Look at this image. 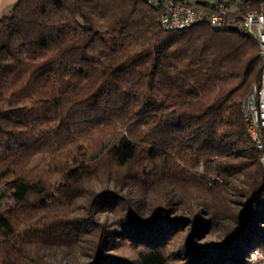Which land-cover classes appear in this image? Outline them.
Returning <instances> with one entry per match:
<instances>
[{"label": "trees", "instance_id": "16d2710c", "mask_svg": "<svg viewBox=\"0 0 264 264\" xmlns=\"http://www.w3.org/2000/svg\"><path fill=\"white\" fill-rule=\"evenodd\" d=\"M162 8L18 0L0 16V264H50L38 246L78 247L87 264H253L248 253L264 255V166L242 110L261 80L258 45L231 25L165 31ZM236 174L246 177L238 210L223 199L212 209L225 228L220 244H196L200 224L160 208L137 220L118 191L91 185L100 175L146 193L167 185L214 193ZM214 175L222 184L210 185ZM120 204L118 234L97 214L117 215ZM186 226L184 248L172 254L170 233ZM116 235L136 263L107 258Z\"/></svg>", "mask_w": 264, "mask_h": 264}, {"label": "rangeland", "instance_id": "374dc122", "mask_svg": "<svg viewBox=\"0 0 264 264\" xmlns=\"http://www.w3.org/2000/svg\"><path fill=\"white\" fill-rule=\"evenodd\" d=\"M258 8V7H257ZM246 12V11H245ZM244 10H237L234 17H238L240 14L245 13ZM232 15V18H234ZM247 96V95H246ZM245 100V99H244ZM200 170V169H199ZM246 177L242 174H236L228 180V183H223L221 191L214 193H207L199 188L191 187L184 188L176 185H167L163 188H159L153 192L146 193L141 189L136 188L130 181H125L124 185L119 186L113 178H105L100 175L94 176L91 181L92 188L96 192H101L105 188H109L113 191H118L127 203H130L133 208V213L137 220L143 222L152 220L156 215L157 208L159 215L164 214L168 218H193L201 226L196 231V244H220L225 235L224 224L218 221L217 218L212 216L213 208L217 204L218 200H225L228 206L233 210H238L237 201L241 200L242 189L245 188ZM222 180L218 183L222 184ZM8 189L11 188L9 185ZM11 193L12 189H9L6 199H2L4 209L7 205L12 204ZM243 200V199H242ZM86 203V199L80 201L83 205ZM118 214L115 215L111 210H103L97 214V220L99 223L105 225L110 232L120 233L121 226L118 222L120 216L127 211V206L119 205L117 208ZM190 226V225H189ZM190 233V227L186 226L179 232L170 233L171 239L169 241V252L179 253L184 248V243ZM84 246H88L84 244ZM35 253L38 257L42 258V261L50 264H87L89 259L81 254L79 248H58L38 246L35 249ZM249 258L252 259L250 253ZM261 254V253H260ZM107 258H114L120 260H126L130 263H136V254L133 248L128 244L126 239L118 237V235L112 238V248L106 254ZM264 258V255L261 254ZM253 260V264H264L263 260ZM177 264L183 261L177 260ZM256 262V263H255ZM107 264V263H103Z\"/></svg>", "mask_w": 264, "mask_h": 264}, {"label": "built area", "instance_id": "2783aa9c", "mask_svg": "<svg viewBox=\"0 0 264 264\" xmlns=\"http://www.w3.org/2000/svg\"><path fill=\"white\" fill-rule=\"evenodd\" d=\"M150 5L163 4L160 26L165 31L183 30L206 23L213 28L235 27L239 33L256 42L262 60L261 80L252 86L243 102L242 110L248 124V133L260 153V163L264 166V0H232L216 3L213 12L197 10L177 4L171 0H146ZM254 2L258 4L251 7ZM245 6L247 11L234 17L233 8ZM258 7V8H257ZM232 15L234 18H232ZM202 171V168L200 169ZM213 185L220 182L218 175L211 177ZM252 259L263 260L259 251L250 253Z\"/></svg>", "mask_w": 264, "mask_h": 264}, {"label": "crops", "instance_id": "0c3cea01", "mask_svg": "<svg viewBox=\"0 0 264 264\" xmlns=\"http://www.w3.org/2000/svg\"><path fill=\"white\" fill-rule=\"evenodd\" d=\"M18 0H0V16L8 11ZM209 4H216L219 0H200ZM222 1H232V0H222ZM234 12L238 10V6L233 8ZM241 10V7H240Z\"/></svg>", "mask_w": 264, "mask_h": 264}]
</instances>
